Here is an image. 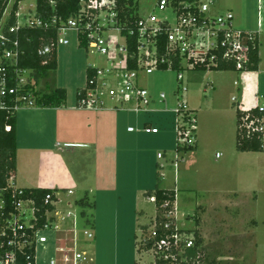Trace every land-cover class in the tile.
Segmentation results:
<instances>
[{"label": "rangeland", "instance_id": "374dc122", "mask_svg": "<svg viewBox=\"0 0 264 264\" xmlns=\"http://www.w3.org/2000/svg\"><path fill=\"white\" fill-rule=\"evenodd\" d=\"M157 1L136 0L139 15L145 17L154 13L158 19H168L174 23L176 18L171 8L167 7L160 11L155 7ZM199 1L202 3L212 1L209 6V14L212 15L231 11L235 28L252 26L253 29L259 30L261 65L260 72L227 70L219 73L215 70L184 69L186 91L182 97L188 108L195 110L198 147L192 150L193 152H179V155L185 161L187 160L186 164L190 168L185 169V162L181 164L179 161L175 174V168L171 162L176 147L174 130L176 117L173 109L176 108L181 94L175 70H155L149 75L139 77L140 85L147 89L153 100L149 106L150 112L137 114L129 110H119L106 113L111 117L121 119L119 129L122 132L125 131L127 125L131 126L135 128V133L138 132L143 139L145 138V146L152 147L149 149L151 164L147 168L153 179L150 188L158 186L176 191L175 217L176 226L179 229L187 232L196 229L202 237L203 232L210 227L217 229L230 226V224L238 226L243 222L249 224L257 222L259 253L264 258V152L246 154L236 151L234 111V107L242 96L249 101L256 98L259 99V103H264V0ZM67 37L69 43L57 47V68L46 81L51 86L64 88L68 103L74 101L76 88L85 84L86 67H102L108 65L109 62L106 61L105 56L91 54L84 47L78 46L73 32H69ZM105 37L109 44L110 56H112L117 43L123 44L124 38L115 30H108ZM42 84H44V79L39 81L38 88L42 87ZM160 93L164 94V101L159 100ZM231 97H234L236 101H233ZM23 111H19L18 115H21ZM145 122L155 126L158 133H142L140 128ZM75 134L79 138L81 130L76 131ZM57 139L60 140V136ZM57 139L52 138L50 145L52 142L56 144ZM106 141L102 139V142ZM81 150L77 148L76 153L85 160L88 157L85 155L87 152L83 150L81 152ZM156 151L165 152L166 155L162 159H156ZM113 157L112 168L106 171L104 177L107 182L95 188L88 195L91 207L82 208L75 203L84 196L83 187L82 189L81 186L73 187V193L68 194L65 187L58 186V197L61 199L58 210L62 214L70 211L73 216L63 222L64 229L68 230L58 232L57 246L71 245L72 232L69 230V224L75 217L77 248L85 251L87 256L119 253L120 248H115L113 244L114 226L117 227V224L120 228L130 230L131 240H125L121 248L122 254H132L130 243L134 245L140 241L141 231L138 224H149L157 212H155V205L145 199L142 193L139 198V207H135L134 193H129V190L134 187V176H136V168L133 165L134 153H127L126 159H117L115 155ZM63 160L66 162L65 158ZM89 164V170L92 171V159ZM157 164L163 166L161 168L162 180L157 178L159 173ZM249 177H255V179L251 180ZM117 181L122 187H119ZM238 191L241 193L237 197L233 194L227 196L230 192ZM135 208L137 209L134 210ZM82 210L85 211L84 217L80 214ZM87 220L90 224L92 223V228L86 224ZM84 230H90L95 237L88 239L83 233ZM44 234L47 236V242L37 245L36 254L50 257L54 252L55 237L52 232ZM190 234L187 233L191 236ZM209 235L212 240L210 245L204 247L201 244L203 259L205 258L206 261L215 258L221 262L223 258L220 257H224L233 248L229 242L219 244L214 242L217 240L215 232ZM68 253L70 254L69 251ZM141 254L153 257L150 251Z\"/></svg>", "mask_w": 264, "mask_h": 264}, {"label": "built area", "instance_id": "2783aa9c", "mask_svg": "<svg viewBox=\"0 0 264 264\" xmlns=\"http://www.w3.org/2000/svg\"><path fill=\"white\" fill-rule=\"evenodd\" d=\"M211 3L158 0L155 7L160 11L170 7L176 18L174 23L168 19H158L154 13L140 16L137 9V19L129 26L128 22L119 18L118 0H79L77 11L66 20L59 19L55 12L51 16L39 13L37 0H0V110L16 113L22 108L35 106L32 70L22 69L19 64L25 53L21 33L30 28L56 27L54 43L57 48L67 45V34L73 32L77 44L80 42L91 54L105 56L109 62L102 67L88 66L92 74L87 77L76 101L79 109L95 111L109 103L114 110H129L137 114L150 112L149 106L153 100L147 89L140 85L139 77L161 69L176 71L181 93L173 109L176 147L171 162L176 174L179 161H183L179 152L186 153V148L195 145L197 130L195 110L189 109L182 97L186 91L184 69L216 66L219 60L214 52L219 49L222 58L234 62L236 71H245L250 43L258 36V31L235 28L231 11L209 14ZM108 30H115L124 38L123 44L117 43L112 56L105 37ZM51 50L52 44H46L37 52L39 56H45ZM158 97L160 101L165 100L163 93ZM232 100L235 101V98L232 97ZM257 107L259 111H264V106ZM237 110L241 112L237 122L238 131L246 137L256 136L264 142V116L249 109L237 107ZM127 130L135 131V128L129 126ZM140 130L147 134L158 133V129L148 122L142 124ZM165 155V152H158L156 157L162 159ZM157 166L159 175L163 177L162 164ZM13 176L9 171L6 175L7 187L0 188V209L6 205V195L12 199L13 206V210L0 223V264H18V257L25 247L31 246L36 252L38 244L47 242L45 232H52L56 241L59 231L68 230L64 229L63 222L73 216L70 211L62 214L54 208L45 213V224L35 229L34 201L22 198L23 189L14 185ZM147 200L155 205V196H148ZM44 203L54 205L51 193L45 195ZM169 205L168 202L163 203L160 216L156 214L146 224V235L142 241L145 243L148 239L152 242L148 251L153 253L155 259L169 264L190 261L193 264V260L186 255V249L194 246V234L189 233V236L179 231L175 201L166 209ZM158 218L165 220L158 222ZM75 225L74 217L69 224L71 245L56 247L65 259L72 257L74 262L86 256L85 251L77 248ZM171 229L173 231L169 233ZM83 233L88 239L93 238L90 230Z\"/></svg>", "mask_w": 264, "mask_h": 264}, {"label": "crops", "instance_id": "0c3cea01", "mask_svg": "<svg viewBox=\"0 0 264 264\" xmlns=\"http://www.w3.org/2000/svg\"><path fill=\"white\" fill-rule=\"evenodd\" d=\"M239 29L257 31L253 29L252 26L246 28L240 27ZM258 42L260 44L259 30ZM258 55V67L256 70L251 71L260 72L261 57L259 51ZM217 72L220 73L225 71ZM78 88H76V91ZM76 91L74 93V101L66 102L62 107H29L22 108L16 112V167L13 176L14 185L25 189L48 188L53 190L55 197L54 207L58 210V205L61 203V199L58 197L57 192L59 189L58 186L62 188L65 187L68 194L73 193V187L79 188L81 186V189L83 187L85 191L82 198L88 201V195L92 193L95 188L107 182L104 177L106 171L112 168L114 160L113 155H115L117 159H126L127 153H134L133 165L136 168V176H134V187L129 190V193H134V205L135 207H139L140 194L142 193L145 199H147L145 193L154 189L150 188L153 179L151 172L147 170L149 164H151V160L149 159V154L151 152L149 149L152 147L145 146V138L143 139L138 132L128 131V125L123 132L119 129V122L121 119L111 117L106 113L119 110L111 109L109 103L106 107L95 111L77 108ZM245 98L246 97L242 96L241 100H239L234 107L235 115L236 107L251 109L257 106H264V103H259V99L253 98L249 101ZM19 111H23L21 115H18ZM22 123H24V125H22ZM80 130V137L77 138L75 132ZM133 133H135V135H132ZM58 136H60V140L57 139ZM52 138L58 141L56 144L52 142V145H50ZM103 138L107 141L102 142ZM116 142L118 144H115ZM197 147L198 144H196L195 150ZM77 148H81L83 152H87L85 155L88 157H86L85 160L78 156L76 153ZM236 151L238 150L236 149ZM238 152L247 154L262 153L264 151ZM157 153L156 151V154ZM64 158L66 162L63 160ZM91 159L93 163L92 171L89 170V161ZM186 162L187 160L185 161L183 159L181 164L184 163V167L186 166L185 169H189L190 166H187ZM123 164L124 167H126V164ZM162 178L163 177L159 178V180H162ZM250 179L254 180L255 177ZM117 182L119 187H122L120 182ZM110 183L113 184V182ZM88 186L90 188H87ZM119 187H117V189ZM68 191L71 192L69 193ZM240 193V191L230 192L227 196L233 194L234 197H237ZM88 203L90 202L88 201ZM89 205L92 206L91 203ZM136 209L137 208L134 210ZM58 211L61 212L60 210ZM91 225L92 223L90 227ZM138 226L140 229V224H138ZM114 228L113 244L115 248H120L118 254L86 255L83 259L74 262L72 257L65 259L62 255H59L56 250L57 245L55 241L53 242L54 252L50 257L38 256L36 254V249L34 264H51V261H53V264H155L154 256L147 257L142 255L141 253L147 251H138V245L135 243L134 245L130 243L132 254H122L121 245L124 244L125 240H131V236H129L130 230L120 228L118 224L117 227L114 226ZM213 228L214 227H210L203 232L201 237L202 246L206 247L210 245L212 240H210L209 233L215 232L217 240L214 242L217 244L229 242L233 249L227 252L224 257H220L223 258L221 262H219V259L215 258L205 261L204 258L203 260L206 264H264V258H262V255L259 253L257 222H254V224L243 222L238 226H232V224H230V226H224L222 228ZM94 237L93 234V238Z\"/></svg>", "mask_w": 264, "mask_h": 264}, {"label": "trees", "instance_id": "16d2710c", "mask_svg": "<svg viewBox=\"0 0 264 264\" xmlns=\"http://www.w3.org/2000/svg\"><path fill=\"white\" fill-rule=\"evenodd\" d=\"M177 2L179 0H172ZM191 3H196L199 0H182ZM51 2L53 5H51ZM53 7V11H52ZM79 7V0H37V11L45 16H51L55 12L59 19L66 20L72 16ZM138 6L136 0H118L119 18L128 22L127 25L131 26L133 20L137 19ZM131 23V24H130ZM22 45L25 50L24 55L19 62L22 69L32 70L33 82L32 87L33 94L35 95L36 102L34 107H62L66 103V90L62 87L51 86L46 80H49L50 74L57 68V48L55 47L56 27L50 28H30L24 30L22 33ZM52 44V50L45 56H39L37 50L46 45ZM80 47H84L80 42L77 44ZM259 42L258 36L253 42L250 43L249 50V62L245 67V71L256 70L259 64ZM222 51L215 50L219 63L216 66L206 68H197L201 70H215V71H227L235 70L234 62L228 59L222 58ZM174 70V69H173ZM92 74V69L86 67V79ZM44 79L42 87L38 88V83ZM81 88L76 91V101L79 97ZM252 113H256L259 116H264V111H259L258 107L249 109ZM241 112L236 107V149L238 151H264L262 147V140L256 136L246 137L238 131L237 122L238 116ZM196 147L195 145L185 149V152L192 151ZM16 167V113H10L4 110H0V188L7 187L6 175L9 171L14 175ZM158 179L161 176L157 175ZM22 198H31L34 201L36 209V224L35 229L41 228L47 217L45 213L53 210L55 207L49 203H44V198L47 193L52 194V199L55 201L54 191L48 188H22ZM7 193V192H6ZM155 196V209L157 211V217L161 214V206L163 203L168 202L170 205L166 208L169 209L172 203L175 201L176 191L171 189H163L155 187L153 190H149L145 193V196ZM76 204L82 208L90 207V203L84 198L76 201ZM13 210L12 199L6 195V205L4 209H0V223L5 219L9 213ZM81 216H85V211L80 212ZM164 218H158L159 221H164ZM197 221V220H196ZM90 225L89 221H86ZM197 225V222H195ZM141 236L140 241L137 243L138 251H148L151 248V241L148 239L142 241L146 235V225H140ZM172 229L168 231L169 233ZM180 232L193 233L194 234V246L186 249V255L193 260V264H206L203 260V248L201 247V236L196 232V229L179 230ZM199 255V256H198ZM35 249L33 247H25L17 260L18 264H34ZM198 257V258H197ZM190 262H180V264H191ZM155 264H169L167 261H161L155 259Z\"/></svg>", "mask_w": 264, "mask_h": 264}]
</instances>
